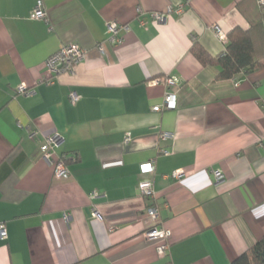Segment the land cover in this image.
<instances>
[{"label":"crops","instance_id":"1","mask_svg":"<svg viewBox=\"0 0 264 264\" xmlns=\"http://www.w3.org/2000/svg\"><path fill=\"white\" fill-rule=\"evenodd\" d=\"M36 2L0 0V264H228L264 236V65L216 79L190 51L221 53L212 25L247 29L256 0H42L44 19ZM69 43L85 57L46 82ZM165 76L176 86L151 84ZM172 91L174 107L152 109ZM54 133L67 178L40 151ZM150 206L171 232L163 255L144 235Z\"/></svg>","mask_w":264,"mask_h":264},{"label":"built area","instance_id":"2","mask_svg":"<svg viewBox=\"0 0 264 264\" xmlns=\"http://www.w3.org/2000/svg\"><path fill=\"white\" fill-rule=\"evenodd\" d=\"M258 4H263L264 0H256ZM170 10H168L169 13ZM30 16L32 18H42L46 17V12L44 10L42 0H37L33 9L30 12ZM166 16V13L155 12L153 13V18L157 21H162ZM107 32L109 33L108 39L112 43H121L123 38L120 37L119 33L126 26L116 22L110 21L107 24ZM212 30L215 32L216 36L223 43H227V34L221 30L217 25H212ZM97 48L102 51V46L98 45ZM86 55V51L83 47L76 43H69L61 46L57 51L53 52L48 56L45 61V67L48 72L49 77L46 79V82H51L50 76H58L62 73H71L74 70V66L80 62ZM236 80V79H235ZM160 82L165 86H176V80L171 76H165L164 78H158L151 81V84ZM237 84V80H236ZM17 92L27 93L29 92V88L26 84H20L17 86ZM70 98L72 102H76L78 96L74 93H70ZM176 104V95L175 92H167L163 98V102L161 104H156L152 107L155 111H161L163 108H172ZM165 135L164 137H167ZM60 136L56 133L46 136L44 142L40 146V151L42 156L47 160H52V164L54 167V174L58 178H67L69 177V170L64 162V160L60 158L54 157V146L58 143ZM130 140L129 133L126 134L124 141L128 142ZM140 172L149 173L154 170V165L152 162H146L140 165ZM215 179L217 181L223 178V174L219 171L214 172ZM171 176L176 179H180L184 176L183 170H175L172 172ZM139 193L142 197H150L154 195V191L152 188V182L148 179H142L138 183ZM92 195H95L92 194ZM93 215L96 218H101V214L97 208L93 210ZM145 215L150 221V227H148L144 235L152 240L157 241V251L159 254H165L169 250V238L171 236V232L168 228L164 226H160L158 224V209L157 207L150 206L145 209ZM7 237V231L3 222H0V239H5Z\"/></svg>","mask_w":264,"mask_h":264},{"label":"trees","instance_id":"3","mask_svg":"<svg viewBox=\"0 0 264 264\" xmlns=\"http://www.w3.org/2000/svg\"><path fill=\"white\" fill-rule=\"evenodd\" d=\"M248 23L247 29H231L225 49L215 56L197 42L191 47V53L203 66L218 68L216 79H234L264 65V3L252 8ZM228 264H264V236Z\"/></svg>","mask_w":264,"mask_h":264}]
</instances>
